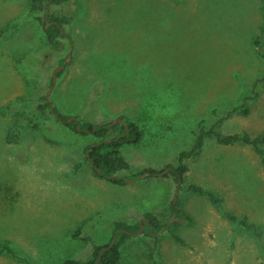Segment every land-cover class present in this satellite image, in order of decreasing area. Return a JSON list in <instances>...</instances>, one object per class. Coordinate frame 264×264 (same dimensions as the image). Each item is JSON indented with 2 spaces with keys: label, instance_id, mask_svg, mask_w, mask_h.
I'll return each mask as SVG.
<instances>
[{
  "label": "rangeland",
  "instance_id": "rangeland-1",
  "mask_svg": "<svg viewBox=\"0 0 264 264\" xmlns=\"http://www.w3.org/2000/svg\"><path fill=\"white\" fill-rule=\"evenodd\" d=\"M48 12L70 17L59 52L45 41L43 12H31L28 0H0V241L31 264L87 260L93 243L108 242L115 221L133 225L177 198L188 218L174 229L182 242L167 230L153 238L135 232L118 264H264V165L252 147L206 135L198 155L183 160L179 187L170 173L191 149L199 120L222 134L264 130V84L247 114L218 121L264 75L253 46L264 0H70ZM47 93L60 114L111 125L107 137L126 117L141 131L120 148L129 171L162 173L123 185L97 177L84 159L97 139L38 114ZM168 97L177 112L157 115ZM192 184L219 204L190 191ZM80 224L92 242L72 237ZM0 264L25 263L0 254Z\"/></svg>",
  "mask_w": 264,
  "mask_h": 264
},
{
  "label": "trees",
  "instance_id": "trees-1",
  "mask_svg": "<svg viewBox=\"0 0 264 264\" xmlns=\"http://www.w3.org/2000/svg\"><path fill=\"white\" fill-rule=\"evenodd\" d=\"M70 0H28L29 10L31 12H43L42 19L40 21L41 28L45 36V41L49 48L54 52H59L63 49V39L67 37L64 25L68 23L70 17L60 13L54 15L48 12L49 5H66ZM264 16V15H263ZM40 20V17L37 16ZM0 31V35H1ZM253 46L256 49V54L259 58L264 59V21L258 26L257 32L253 39ZM61 66H63V61H61ZM62 72V69L56 70L55 75L58 77ZM52 84V77L50 80ZM264 84V75L254 82L252 87V96L250 98H244L243 102L236 105L227 113L226 116L221 119L226 118L230 113L238 112L240 114H247L249 111L248 102L256 98L260 92L261 85ZM43 103L37 106L36 111L38 114H43L44 112L50 113L55 120L60 121L65 127L79 134H84L89 132L96 138V141L88 144L84 148V159L87 161L95 175L99 178H103L112 184L123 185L130 180H140L145 176H156L162 172H158L155 169L146 168L138 172H130L129 163L124 159L121 154L120 148L124 144L136 143L140 136L141 131L137 126L129 121L126 117L120 116L123 120L122 128L119 133L113 137H107L108 127L107 123L92 124L89 121L81 122L77 119V116H72L76 120H71L70 122H65L67 118L71 115L60 114L51 101L47 100L46 96H43ZM52 104V111L50 110V105ZM214 113V111H213ZM80 125V129L77 125ZM40 123H35L33 126H39ZM206 125L204 120H199L197 123V131L194 135V143L190 150L181 151L178 154V165L170 166V173L177 182V187H179L183 181V174L187 170V167L183 164V160L187 158H194L198 155L199 150L203 146L204 137L212 136L218 144L221 145H233V144H243L249 145L253 148L255 153L260 157L262 164L264 165V150L262 146L264 145V130L257 136L251 137L248 133H233V134H222L213 129L205 130ZM20 130L13 132L15 139L18 138ZM164 174V173H163ZM188 189L192 192H196L201 195H206L208 199L215 205H218L220 200L208 191H205L200 186L189 185ZM175 216L171 220L161 221L167 218V216ZM227 218L231 221H236V217L231 214H226ZM187 218V214L180 208V203L177 198H173L171 203L156 213H144L143 219L140 225L143 227L142 234L150 237H157L160 232L167 230L173 240L176 242H182L180 237L175 234V227L181 222V220ZM179 219V220H178ZM188 219V218H187ZM239 223L248 228H252L246 220L242 219ZM139 223L133 225L127 224L123 221H115L113 224L112 234L107 243L103 245H96L93 243L92 250L93 256L87 260H75V259H65L61 264H118L120 261V247L133 236L135 232L139 230ZM83 225L80 224L76 231L72 234V237H81ZM113 235L115 239L113 244L111 240ZM84 242H92L90 237H81ZM0 254L8 255L14 258H19L25 264H31L25 258H21L17 255L15 250L10 246L9 243L5 241H0Z\"/></svg>",
  "mask_w": 264,
  "mask_h": 264
},
{
  "label": "water",
  "instance_id": "water-1",
  "mask_svg": "<svg viewBox=\"0 0 264 264\" xmlns=\"http://www.w3.org/2000/svg\"><path fill=\"white\" fill-rule=\"evenodd\" d=\"M48 15V11L46 12V16ZM63 67L62 66H60V65H57V66H55V67H53L52 68V70H51V75H52V84H51V86H50V88L48 89V92H50L51 91V88H52V86L55 84V81H56V75H55V71L56 70H60V69H62ZM46 97L48 98V93L46 94ZM52 104L50 105V110L52 111ZM53 112V111H52ZM71 120H76L74 117H69V118H67L66 120H63V121H65V122H70ZM119 122L120 124H123V121H122V119H117L116 121H114L113 123H112V125L113 124H115V122ZM109 126V125H108ZM111 126V125H110ZM109 126V127H110ZM77 128L78 129H80V125L78 124L77 125ZM141 220L142 219H140L139 221H138V223H139V225H140V223H141ZM143 231V227H142V225H140V227H139V230L135 233L136 235H138V234H140L141 232ZM114 239H115V235L112 237V240H111V244H113V242H114Z\"/></svg>",
  "mask_w": 264,
  "mask_h": 264
},
{
  "label": "clouds",
  "instance_id": "clouds-1",
  "mask_svg": "<svg viewBox=\"0 0 264 264\" xmlns=\"http://www.w3.org/2000/svg\"><path fill=\"white\" fill-rule=\"evenodd\" d=\"M168 106L161 111L159 108L156 109V114L157 115H164V116H173L177 112V107H176V100L175 98L168 97Z\"/></svg>",
  "mask_w": 264,
  "mask_h": 264
}]
</instances>
